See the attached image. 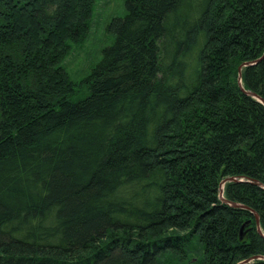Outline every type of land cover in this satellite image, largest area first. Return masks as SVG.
Listing matches in <instances>:
<instances>
[{
	"label": "trees",
	"instance_id": "16d2710c",
	"mask_svg": "<svg viewBox=\"0 0 264 264\" xmlns=\"http://www.w3.org/2000/svg\"><path fill=\"white\" fill-rule=\"evenodd\" d=\"M98 1L0 0V264L264 256V0H126L77 83Z\"/></svg>",
	"mask_w": 264,
	"mask_h": 264
},
{
	"label": "rangeland",
	"instance_id": "374dc122",
	"mask_svg": "<svg viewBox=\"0 0 264 264\" xmlns=\"http://www.w3.org/2000/svg\"><path fill=\"white\" fill-rule=\"evenodd\" d=\"M126 0H99L96 12L91 17L90 28L86 39L73 44L64 64L72 80L77 83L99 62L103 48L111 44L113 36L107 30V24L125 12ZM99 11V12H98ZM98 13H100L98 15Z\"/></svg>",
	"mask_w": 264,
	"mask_h": 264
},
{
	"label": "water",
	"instance_id": "95a60500",
	"mask_svg": "<svg viewBox=\"0 0 264 264\" xmlns=\"http://www.w3.org/2000/svg\"><path fill=\"white\" fill-rule=\"evenodd\" d=\"M264 56V53L258 57L257 59H254L253 61H246V62H243L239 67H238V81L239 83L241 82V67L244 66V65H248V64H251V63H255L257 61H259L262 57ZM247 94H250L252 95L253 97H256L257 99H259L261 102L264 103V100L258 96L256 93L254 92H251V91H246ZM228 180H236V177H226L224 178L221 182H220V187H219V197L220 199L223 201V202H226L228 204H230L231 206H234V207H243V208H247V209H250L252 211V213L254 214L255 216V220H256V228L258 230L259 233H261L263 236L264 234L262 233L261 229H260V224H259V215L257 214V212H255L254 210H252L251 208L247 207L246 205H242L240 203H236V202H233V201H230V200H227L223 197V185L226 181ZM254 182L258 185H261V183L259 181H256L254 180ZM262 186V185H261ZM257 258H264V256L262 255H254L248 259H245L241 262H239L238 264H245L247 262H250L251 260L253 259H257Z\"/></svg>",
	"mask_w": 264,
	"mask_h": 264
}]
</instances>
